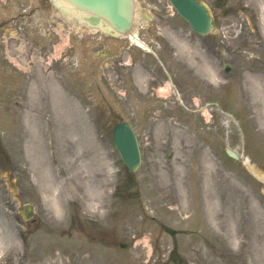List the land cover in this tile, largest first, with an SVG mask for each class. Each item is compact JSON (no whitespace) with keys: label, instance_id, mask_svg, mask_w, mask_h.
Returning a JSON list of instances; mask_svg holds the SVG:
<instances>
[{"label":"rangeland","instance_id":"374dc122","mask_svg":"<svg viewBox=\"0 0 264 264\" xmlns=\"http://www.w3.org/2000/svg\"><path fill=\"white\" fill-rule=\"evenodd\" d=\"M202 1L216 20L205 36L171 0H136L133 30L148 52L102 32L77 35L74 13L64 18L53 4L33 16L23 10L33 0L10 10L24 12L11 28H22L19 48L38 38L34 22L43 24L39 38L48 36L47 20L58 31L68 22L51 34V53L67 37L73 48L67 72L40 78L0 44V264H264V181L256 177L264 175V0H227L233 7L222 14L215 0ZM243 3L248 13L238 11ZM124 48L137 72H173L177 88L146 93L151 78L142 76L139 93L119 92L130 67L113 59ZM118 120L139 139L134 173L113 142ZM206 170L216 206L202 189ZM25 203L35 206V223L22 218Z\"/></svg>","mask_w":264,"mask_h":264},{"label":"water","instance_id":"95a60500","mask_svg":"<svg viewBox=\"0 0 264 264\" xmlns=\"http://www.w3.org/2000/svg\"><path fill=\"white\" fill-rule=\"evenodd\" d=\"M75 7L91 14L89 20L96 22L107 20L119 32L125 33L133 27L135 10L134 0H66ZM181 15L200 34H205L210 28L211 19L206 7L197 0H172ZM114 139L126 164L135 170L140 164V150L137 138L127 123H120L114 129ZM32 209L25 211L29 218Z\"/></svg>","mask_w":264,"mask_h":264},{"label":"flooded vegetation","instance_id":"af4514ba","mask_svg":"<svg viewBox=\"0 0 264 264\" xmlns=\"http://www.w3.org/2000/svg\"><path fill=\"white\" fill-rule=\"evenodd\" d=\"M11 1H13V0H0V42H3V38L7 39V38L11 37V35H9V36L5 35L6 30L9 28V26H12V24H14V23L18 24L17 21L19 19V16H22L21 13H15V14L13 13L12 14L10 12L11 9L15 8V6L19 0H14L13 1L14 5L9 4ZM48 1L49 0H37L36 2L38 4L32 3L31 5H29L27 7V8H29L28 14H32V16H33L35 13L34 10H36V9H39L38 11L45 10L46 7L49 5ZM33 2H35V0H33ZM223 7H226V6L223 5ZM222 11H223V9H221V13H222ZM39 19H42V17L40 16ZM36 25H37V29H39V28H42L40 25H43V24H39V25L36 24ZM77 30H78L79 34H82L83 27L80 26L77 28ZM96 30L99 31L98 29H96ZM56 33H57V31H53V35H55ZM52 39H53V37H52V35H50V37L45 41H43V39H42V41H40L38 38L35 41H33V43L35 45L31 46L30 53H29V56H31L32 60H33L32 64H31L32 72H52L51 68H53V70L56 72H65L66 71V62L64 61L65 59L63 58L64 50L61 52L59 57H55V61H54V59H52V60L47 62L49 54L51 53V50H52V47H51ZM65 50H67V48H65ZM116 64L123 65V62L119 59V60H117ZM126 73H127L126 89H128V87L131 89L136 88V86L138 85V80L142 76L151 78V80L148 82L149 83L148 84L149 90H150V88L155 89L156 86L162 82V78L157 75V72H126ZM121 76H123V75L120 73L118 75L117 83H120L122 81ZM153 81H156V82H153ZM124 82H125V80H124Z\"/></svg>","mask_w":264,"mask_h":264},{"label":"bare ground","instance_id":"6f19581e","mask_svg":"<svg viewBox=\"0 0 264 264\" xmlns=\"http://www.w3.org/2000/svg\"><path fill=\"white\" fill-rule=\"evenodd\" d=\"M135 14H136V12H135ZM137 15H138V12H137ZM134 39H137L136 38V36L135 35H131ZM168 91H169V89H164V90H162L161 92L163 93V94H167L168 93ZM205 114L209 117V112H205ZM210 158H208V157H206V161H207V163L209 164L210 163ZM179 161V160H178ZM180 165V164H179ZM174 173H175V175H174V178L175 177H177V176H179L180 175V170L178 169V168H176L175 169V171H174ZM214 174V172L213 171H208V170H206V172H203V177H202V189H203V191H204V194L206 195V197L207 198H210L211 199V201H212V206H216V198H217V196L216 195H214V194H211L209 191H208V189H207V182H208V180L212 177V175ZM262 179H264V176H262L261 177ZM43 179H44V181H46V182H48V183H50L51 182V177H49L48 175H46V176H44L43 177ZM162 182H165V181H162ZM99 185H101L102 184V182H97ZM162 185H164V184H162ZM172 187H173V189L174 190H177V185H175V182H173V185H171ZM185 204L182 202V204H180V205H178V210H179V212H181V213H184L185 212ZM239 214H243V210H242V208H240L239 207ZM249 224V223H248ZM54 261H51V263H53Z\"/></svg>","mask_w":264,"mask_h":264}]
</instances>
